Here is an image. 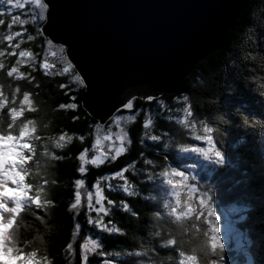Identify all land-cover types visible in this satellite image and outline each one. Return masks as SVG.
<instances>
[{
  "label": "snow or ice",
  "instance_id": "snow-or-ice-1",
  "mask_svg": "<svg viewBox=\"0 0 264 264\" xmlns=\"http://www.w3.org/2000/svg\"><path fill=\"white\" fill-rule=\"evenodd\" d=\"M56 8V0H0V27L6 25L8 30L7 33L0 34V45L7 41L10 47L8 56L18 57L14 63L6 64L3 59L5 51L0 48V117L7 121V128L0 129V137H14L20 145L22 162L19 164V170L24 173L22 184L26 186L23 196L0 197V222L12 225L4 234L5 251L10 250L14 256L21 258H31L33 253L39 256L38 250L32 247L33 243L41 238L49 240L52 213L60 206V200L53 193L54 187L61 184L56 173L66 160L74 158L76 161L74 174L67 180V210L73 213V227L71 239L64 246L66 254L74 257L77 255L76 241L82 230L79 213L83 191H87L86 223L102 233L120 236L129 234L128 229L112 218L113 208L130 215L137 223L145 215L128 199L117 201L106 197L101 188V181L110 182L116 179L119 181L117 187L127 197L140 198L141 191L126 175L136 164L129 163L110 174L94 178L90 185L87 181L91 167H99L109 160L115 162L128 151L127 145H130L132 140L129 132L125 130V123L134 121L136 115L125 116L123 113L134 108L137 97L120 99L106 110L98 108L94 102H89L87 108L95 112V117L85 109V115L91 117L87 134L70 132L64 126L53 128L54 121H49L48 128L41 131V120L45 119L48 112L44 110L43 105L38 107L39 102L35 98L39 96L38 90L41 88L33 74L37 68L43 70L46 75H52L59 64L57 74L66 78V82L60 83L59 88L68 99L57 102L53 111L72 113L73 123L81 118L79 93L85 91L91 97L95 89L93 74L77 56L73 42L57 30ZM29 24L35 26V35L27 34V39L34 41L39 37L43 41L42 62L39 53L20 50L22 40L20 43H13L14 37H21L22 32H12V29L17 26L24 28ZM259 46L258 40L247 50L241 46L238 49L239 56L234 58L233 64L235 65L238 59L245 67H254L257 55L253 48ZM50 58L55 63H51ZM260 60L261 69H264V56H261ZM25 64L31 71L22 70ZM251 70L249 67V71ZM223 72L227 73V66ZM258 81L255 76L248 78L247 86L250 89L255 87V90L245 91L237 81L223 79L219 92L206 90L204 93L207 97L204 103L210 106V111L206 114L198 111L199 104L194 102L189 92H181L173 97V102L177 105L175 108L170 106L163 95L142 96L147 104L155 103L159 109L156 115L174 125L171 129H161L157 132L149 109L143 121L140 142L142 145L150 142L157 146L155 156L159 157V161L142 152L136 163L141 165L145 182L155 184L159 181L162 186H166L162 189V195L166 199L167 215L179 230L170 231L167 236L162 237L159 232L154 231V225L151 224L149 236L157 237L155 240L160 247L163 244V248L175 253L176 264H237L235 259H228L227 254L232 238L236 237L240 247L241 241L253 233L258 234L262 259L257 262L249 258L244 264H264V73L259 76ZM25 83L28 88L23 87ZM42 110L44 116L40 115ZM25 126L34 131L22 136ZM231 127L240 130L241 138L231 144L229 150L225 145ZM256 129H260L258 145L254 137L247 139ZM89 136L93 137L91 144L88 142ZM77 140L80 148L71 156L65 155L66 147ZM102 140L107 143L102 144ZM199 142L206 146H200ZM241 147L259 154L261 172L258 178L254 174L250 175L248 162L245 161L243 169L241 168L242 157L238 152ZM41 156L48 164L43 174L34 180L33 164ZM36 167L39 168V165ZM236 171L240 172L242 178H233L232 174ZM223 185L230 186L224 188ZM20 186L9 182L10 188ZM111 187L109 183V188ZM89 188L95 190V203L93 192L88 190ZM226 197L235 202L244 201L248 206L235 208L238 220L226 218L225 223L219 213V204ZM145 198L155 200L156 195H144L143 199ZM105 201L108 207L105 206ZM93 212L95 216L92 215ZM156 215L154 212L150 213L151 217ZM29 218L33 223L43 226V230L38 226L24 235L21 241L9 243L13 237V229L20 225L21 221L23 230L29 228ZM242 224L246 226L243 230ZM184 229L188 230L187 237H191L193 233L200 237L198 248L187 249L184 240L177 239V233L184 236ZM254 240L255 236L249 243ZM201 249L206 253L203 262ZM250 251L247 250L245 255ZM50 256L54 260L51 251ZM93 256L101 258L100 264H117L119 258L132 256L147 257V260L141 261L140 264H153V257L160 256V253L152 243L146 244L144 237H139L138 246L132 249L109 251L99 237L94 238L89 234L79 244L80 264H92ZM3 259L7 260L8 257ZM10 264L19 262L13 261Z\"/></svg>",
  "mask_w": 264,
  "mask_h": 264
},
{
  "label": "trees",
  "instance_id": "trees-1",
  "mask_svg": "<svg viewBox=\"0 0 264 264\" xmlns=\"http://www.w3.org/2000/svg\"><path fill=\"white\" fill-rule=\"evenodd\" d=\"M254 26V31H248L251 27ZM20 31L22 32V36L19 38H15L13 43H20L22 40L23 43L21 44L20 50H28L34 53H39L40 60L42 62L43 58V49L41 47L43 41L41 38L37 37L34 41H29L27 39V34L35 35V26L29 24L26 25L24 28L21 27H14L12 32ZM7 27L2 26L0 27V34L7 33ZM26 33V34H23ZM256 36V41L258 40L260 43L259 47H254L253 51L257 55V60L254 62V67L249 66L252 68L249 71V67H245L244 63L240 62L238 59L236 60L235 65L233 64L234 58L239 56L238 49L241 46L244 49L250 48L249 45L252 44L251 40H247V36ZM247 40V42H246ZM5 51V63H14L15 59L18 57H10L8 56V52L10 51V47L5 41L3 45H0ZM264 56V0H249L248 5L246 6L245 10L239 15L235 25L229 31L224 44L215 52L208 54L205 59H203L200 63H198L192 72L186 77L180 84L179 89L177 92L168 94L164 93L163 97L167 100L171 107L175 108L177 105L173 102V97L177 96L181 92H189L192 94L193 100L195 103L199 104L198 111L201 114H206L210 111V106H208L204 101L207 100V97L204 95L205 91H212L215 90L219 92L220 87L223 86V79L235 80L237 81L243 90L245 91H253L255 87L249 88L246 84V80L255 76L258 78L259 76L264 73V69H261V60L260 57ZM51 63H55L54 60L50 58ZM227 66V73L223 72V69ZM59 69V64L56 65V71L53 72L52 75H46L43 70L37 68L33 74L36 76L37 81L41 84V88L39 91V96L35 97L36 100L39 102L38 107L40 105L44 106V110L48 112V115L45 117V122L54 121L53 128L64 126L70 132L74 131L76 133H84L87 134L90 127V119L85 115V105L83 102V93L85 91H81L79 93V101L81 105V111L79 113L80 120L73 123L71 121V116L73 115L70 112H55L53 111V106L57 102L64 101L68 99L61 89L59 88L60 83L66 82V78L62 77L57 74ZM25 71H31L27 67V64L23 66ZM218 77H223L220 79ZM259 82V81H258ZM23 87L28 88L29 86L25 83ZM33 91H37L33 89ZM151 109V114L153 116L155 122L156 131L159 132L161 129H171L174 127L173 124L169 123L165 118L156 115L159 109L156 108L155 103L149 105L143 99L142 96H137L135 100V106L130 111H125L123 114L125 116L128 115H136V119L134 121H126L125 123V130L129 132L131 137L132 143L127 145L128 151L125 154H122L120 157L117 158L115 162L108 161L105 162L103 165L99 167H91L89 173L87 175L88 183L91 184L94 178H97L102 175L110 174L113 171L119 169L121 166H126L129 163L136 164L134 169H130L129 172L126 174L129 177V180L134 183L139 190L141 191L140 198H129L124 194L119 188L112 187L111 189H106L107 195L113 200H120V199H128L130 203L145 215L142 216L139 223L134 221V219L128 215L124 214L118 209H112V218L115 219L116 222L120 224V226L128 229L129 234L127 236H120V235H111L107 233H102L98 229H95L91 225H87L86 217L87 211L83 210L79 214V220L82 224L81 232L86 234V232H94V234L100 237L101 242L105 245L106 250L109 251H123L125 249H132L138 246V238L144 237L145 243H152L155 245L160 253V256L153 257V264H176V257L175 253L171 250H166L163 248V244L161 247L156 243L157 237L149 236V228L150 225H154V231L159 232L160 235L167 236L168 233L177 232L178 226L172 220L171 217L167 215V209L165 207L166 199L164 196L161 195V188L163 187L160 183L156 182L155 184L145 182V178L142 175L141 165L137 164L136 161L139 155L142 152L147 153L149 157H154L157 162L159 161V157L155 156V153L158 151V147L152 145L150 142H145L143 145L141 144L140 140L143 134V121L148 115V110ZM87 112H89L87 110ZM41 116H44V111L42 110L40 113ZM166 115V114H165ZM92 117H94L92 115ZM7 127V124L4 121L0 120V129ZM260 129H256L251 132L250 136L247 139H252L254 137L256 144H259L260 136H259ZM241 138V132L236 127H231L229 129V136L228 141L225 145L226 148L230 149V145L236 143ZM1 140H7L12 145L10 148L15 152V158L11 162H5L3 166V170L1 173V180H0V187L8 188L9 182L12 184H18L17 178L12 179V175L19 170V164L22 162V157L20 154V145L16 143L14 137H0ZM89 144L93 142V137L89 136L88 138ZM192 142V141H189ZM204 143L199 142V145L202 146ZM2 149L4 153H8L7 147L4 145ZM80 148L79 141H74L70 146L66 147L65 155L71 156ZM242 157L241 161V168L243 169L244 162H248L249 164V171L250 175H255L257 178L261 172V160L259 154L256 152H249L246 150V147H241L238 149ZM16 164V168L14 169V162ZM191 163V161H188ZM194 163V161H192ZM76 165L75 159L66 160L59 166V170L57 171L56 175L59 177L61 184L57 187H54L53 193L55 197L60 200V206L55 208L52 213V223L49 225L51 231L48 233L49 236V247L50 251L54 256V264H80L79 262V241H76L77 246V255L74 259L70 258L71 254H66L64 251V246L67 242L71 239V230L73 227L72 219L73 213L67 210L68 200H67V180L74 174V168ZM21 174H24L23 172ZM234 179L242 178L240 176V172L236 171L232 174ZM23 181V180H22ZM21 180H19V183ZM114 185H118V180H112ZM215 182L214 180L212 181ZM204 183V182H201ZM230 185H223L224 188L229 187ZM21 187V186H20ZM26 186L22 185L24 189ZM13 187H9L12 190ZM156 195L155 200L150 199H143L144 195ZM14 195V194H11ZM8 196V194L2 195ZM15 196V195H14ZM39 200V197L36 198ZM248 205L244 201L235 202L232 199L226 197L223 202L219 204V213L225 214L224 210L226 209L227 213L230 214L232 220H238V215L234 211L235 208L240 207H247ZM154 212L157 215L153 218L150 216V213ZM95 216V212L92 213ZM29 228L24 230V235H27L29 231L35 230L36 227H41L43 230V226L38 225L37 223H33L31 218L28 220ZM4 224V223H3ZM258 224V221H257ZM246 227L245 225H241V228ZM9 228H12V225L9 224ZM15 231V229H13ZM23 232V229H21ZM81 234V233H80ZM188 230L184 229V236H187ZM255 236V240L253 243H249V241H253V237ZM4 241V239H3ZM13 240L9 241L12 243ZM246 242L248 243V250L249 256L253 261H260L262 259L261 252H260V243L257 233H253V235L247 236ZM10 251V250H9ZM5 251V244H0V258H4L6 256ZM228 259L232 260L235 259L237 264L244 263L243 259L244 256L241 253L240 255H235V251L227 250ZM171 257V259L169 258ZM31 258H37L36 253H33ZM27 258H21L18 256H14L11 252V257L5 261V264H10L13 261H19ZM100 259L96 256L92 257V263L100 264ZM74 260V261H73ZM147 257L144 256H132V257H121L119 258L117 264H140L141 261H146ZM40 264H43V261H40Z\"/></svg>",
  "mask_w": 264,
  "mask_h": 264
},
{
  "label": "water",
  "instance_id": "water-1",
  "mask_svg": "<svg viewBox=\"0 0 264 264\" xmlns=\"http://www.w3.org/2000/svg\"><path fill=\"white\" fill-rule=\"evenodd\" d=\"M56 3L58 32L73 42L95 80L92 96L83 93L85 108L94 102L106 110L120 99L177 92L194 67L224 44L249 0Z\"/></svg>",
  "mask_w": 264,
  "mask_h": 264
},
{
  "label": "clouds",
  "instance_id": "clouds-1",
  "mask_svg": "<svg viewBox=\"0 0 264 264\" xmlns=\"http://www.w3.org/2000/svg\"><path fill=\"white\" fill-rule=\"evenodd\" d=\"M254 26L250 28L249 31H254ZM247 40H251L252 44L249 45V47H251L252 45H254L256 43V36H247ZM246 40V42H247ZM243 55V53H242ZM0 120L4 121L5 124H7V121L3 118L0 117ZM7 127H5L6 129ZM48 128V122H45V120H41V131H45ZM34 131V129L28 128L27 126H25L24 131L21 133L22 136L24 135H28L30 132ZM4 142H7L6 140ZM27 146V145H26ZM48 161L45 160L42 156L33 164V179L36 180L40 175L43 174V170L45 169V167L47 166ZM36 165H39V168L36 167ZM18 194H23V189H19L17 190ZM11 195L13 194L12 190L9 188H2L0 187V196L2 195ZM154 218V217H153ZM0 219H2V217H0ZM23 228V221H21L20 225H18L15 228V231L13 232V237H14V241L15 242H19L23 239L24 237V230L23 232L21 231V229ZM9 229V224H0V244H2V241L4 239V234L5 232ZM26 230V229H25ZM177 239L184 240V246L187 249H191V248H198L199 244H200V237H198L195 233L192 234L191 237H187V236H181L179 233H177ZM34 250H38L39 252V256H37V258H27V259H23V260H19V264H40V261H43V264H54V260L53 258H51L50 256V247H49V241L44 240V239H36L35 242L32 245ZM200 256H201V260L203 262V260L206 258V253L204 252L203 249L200 250ZM5 259L0 258V264H5ZM15 262V261H14Z\"/></svg>",
  "mask_w": 264,
  "mask_h": 264
},
{
  "label": "rangeland",
  "instance_id": "rangeland-1",
  "mask_svg": "<svg viewBox=\"0 0 264 264\" xmlns=\"http://www.w3.org/2000/svg\"><path fill=\"white\" fill-rule=\"evenodd\" d=\"M236 23V22H235ZM201 62V61H200ZM199 62V63H200ZM185 79V78H184ZM183 79V80H184ZM182 80V81H183ZM137 97V96H136ZM5 140H1L0 141V149L2 148L1 147V145H4L5 147H11V143L10 142H8L7 140V142H4ZM107 142H105V141H103L102 140V144H106ZM202 146H206V145H202ZM7 147V150H8V153H9V157H11L9 160H7V161H4V163L5 162H11L12 163V160L15 158V152H13V150H11L10 148H8ZM114 154V153H113ZM4 157L5 156H3V155H0V163L3 161V159H4ZM106 162H108V161H106ZM195 162V161H194ZM3 163V164H4ZM14 163V169L16 168V164H15V161L13 162ZM191 163H192V161H191ZM14 178H17V182H18V184H20L21 185V187H13L12 188V192H13V194L15 195V196H23V194H18L17 193V190H19V189H23L22 188V180L24 179V174H21L20 175V172H19V170H17V175H16V173L15 174H13L12 175V179H14ZM19 180H21V182L19 183ZM87 181H88V179H87ZM89 182V181H88ZM158 183H159V181H157ZM201 182H204V181H201ZM109 183H111V185H112V187H114V188H117V186L116 185H114L113 184V182L112 181H110V182H108V181H101V188H102V190H103V193H104V195L106 196V197H108V198H110L108 195H107V193H106V189H111V188H109ZM89 184V183H88ZM118 184H119V182H118ZM90 185V184H89ZM8 188H9V186H8ZM163 188H166V186H163L162 188H161V195H162V189ZM88 190H90V191H92L93 192V197H94V203H95V190L94 189H91V188H89ZM23 192H24V189H23ZM163 196V195H162ZM105 206L106 207H108V205H107V203H106V201H105ZM83 210H86L87 211V191H83L82 192V207H81V210H80V213H81V211H83ZM224 212H225V214H222V212L220 213L221 214V216H222V221H224L225 223H226V218H230V219H232V217L230 216V214L229 213H227V211H226V209L224 210ZM79 213V214H80ZM9 229H11V228H9ZM14 232V231H13ZM89 234H91V235H93L94 236V238L95 237H98V235H96V234H94V232H86V234H83L82 232H81V234H79V236H78V238H77V241H79V244L80 243H82L83 242V238L85 237V236H87V235H89ZM225 235H227V229H225ZM99 239H100V237H99ZM12 240L14 241V237H12ZM246 240H247V237H245L242 241H241V246L240 247H238V244H237V240H236V237L234 236L233 238H232V240H231V242H230V245H229V247H228V249H229V251H235V255H240L241 253L243 254V256H244V259H243V262H245L247 259H249L250 258V256H249V252H248V255H245V252L248 250V243L246 242ZM3 243H4V241H2V244L1 245H3ZM76 249H77V246H76ZM227 249V250H228ZM79 251V250H78ZM78 253V252H77ZM6 256L7 257H11V251H7V253H6ZM70 258L72 259H74V256H70ZM75 260V259H74ZM73 260V261H74ZM92 264H95L94 262L92 263ZM241 264H244V263H241Z\"/></svg>",
  "mask_w": 264,
  "mask_h": 264
}]
</instances>
